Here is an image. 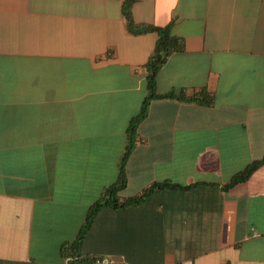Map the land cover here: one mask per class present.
I'll use <instances>...</instances> for the list:
<instances>
[{"label":"crops","instance_id":"0c3cea01","mask_svg":"<svg viewBox=\"0 0 264 264\" xmlns=\"http://www.w3.org/2000/svg\"><path fill=\"white\" fill-rule=\"evenodd\" d=\"M183 50L156 77L120 199L80 253L113 264H264V0H137ZM154 33L130 34L120 0H0V264H64L89 207L117 180L147 94ZM202 91L203 96L198 93Z\"/></svg>","mask_w":264,"mask_h":264},{"label":"trees","instance_id":"16d2710c","mask_svg":"<svg viewBox=\"0 0 264 264\" xmlns=\"http://www.w3.org/2000/svg\"><path fill=\"white\" fill-rule=\"evenodd\" d=\"M121 1V13L125 21L127 31L134 35H142L146 33H154L156 35V42L154 46L153 55L147 61L145 67L147 69L146 77V88L147 94L143 99L138 112L131 117L128 126L126 128V145L124 151L119 159L118 163V175L117 180L105 188L101 197L95 201L88 209L85 221L81 226L76 239L69 245H64L62 250L64 251L65 258L68 257V264H95V260L99 257H91L89 255H82L79 251L81 243L87 234L89 228L91 227L97 213L103 207H109L112 209L123 208L127 206L137 205L144 201V199L149 195L150 191L155 187H174L176 185H171L168 183H163L161 185L153 184L146 190H144L140 195L134 196L127 199H120L118 197L119 192H121L126 186V174L125 166L126 162L134 148V144L137 138V127L142 120L147 115L148 106L153 99H176V100H190L200 104H210L211 100L200 99L199 96H194L189 99L184 97L183 91L179 92H169L164 95L156 94V77L161 66L165 63L167 57L173 52H180L183 50V41L172 34L171 25L164 27H158L154 25L139 24L133 20L132 8L137 0H120ZM199 95L203 96V92L200 91ZM264 163V158L247 165L242 171L235 174L229 186L236 183L243 182L249 178V176Z\"/></svg>","mask_w":264,"mask_h":264},{"label":"built area","instance_id":"2783aa9c","mask_svg":"<svg viewBox=\"0 0 264 264\" xmlns=\"http://www.w3.org/2000/svg\"><path fill=\"white\" fill-rule=\"evenodd\" d=\"M64 264H68L67 261L64 262ZM95 264H113V261L109 257H100L95 260ZM184 264H191L189 262H186Z\"/></svg>","mask_w":264,"mask_h":264}]
</instances>
